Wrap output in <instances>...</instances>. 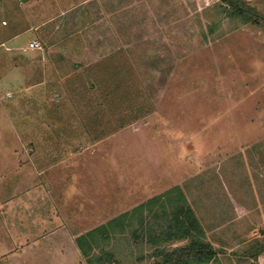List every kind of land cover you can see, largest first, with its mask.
<instances>
[{
  "label": "rangeland",
  "instance_id": "rangeland-1",
  "mask_svg": "<svg viewBox=\"0 0 264 264\" xmlns=\"http://www.w3.org/2000/svg\"><path fill=\"white\" fill-rule=\"evenodd\" d=\"M175 189L209 264H264V21L221 0H0V242L58 228L57 259L136 211L100 264H162L190 242L166 236Z\"/></svg>",
  "mask_w": 264,
  "mask_h": 264
},
{
  "label": "trees",
  "instance_id": "trees-1",
  "mask_svg": "<svg viewBox=\"0 0 264 264\" xmlns=\"http://www.w3.org/2000/svg\"><path fill=\"white\" fill-rule=\"evenodd\" d=\"M221 2L222 5L225 6L226 11L232 17H239L256 25L264 21V17H260L261 15L256 9L251 7V2L249 1L221 0ZM175 190L177 191L176 193L179 201H174L176 204L173 207L174 211L171 214L166 236L169 240H190V242L185 248L164 254V261L162 264H188L189 262L211 263L216 259L217 252L210 244L201 241L200 237H204V230L199 220L193 210L188 206V202L181 190ZM171 194L175 193L171 191L161 195L145 206L150 207L151 204H155ZM169 201H172V199H168V202ZM143 207H139L137 211L144 210ZM135 212L136 211L116 217L106 224L89 231L87 234L76 240L77 246L88 264H94L92 263L93 260H95L94 262L96 263L98 262V264L101 263L102 257L96 255L97 243L99 241L108 240L117 228L124 231ZM91 255L93 258H91Z\"/></svg>",
  "mask_w": 264,
  "mask_h": 264
},
{
  "label": "crops",
  "instance_id": "crops-1",
  "mask_svg": "<svg viewBox=\"0 0 264 264\" xmlns=\"http://www.w3.org/2000/svg\"><path fill=\"white\" fill-rule=\"evenodd\" d=\"M246 1H254V0H246ZM38 226V225H37ZM4 233H6L5 242H0V263L5 264H78V258H80V251L75 242L71 241L72 247L71 250H64L63 247L60 246V254L59 258H54V254L46 253L45 246H48L47 249H51L53 244H56V237L51 238V235L58 230V228H51L50 234H45V236H41V238H37L34 242L30 243L29 245L24 246L19 242V244H15L13 239L10 237V232L8 228H1ZM21 230V229H20ZM20 234H25L24 231H18ZM46 233V232H45ZM51 238V239H50ZM39 239V240H37ZM48 242H44L49 240ZM29 241V240H28ZM43 241V242H41ZM8 242V243H7ZM188 245V244H187ZM185 245V248L187 247ZM178 248V249H181ZM176 249V250H178ZM175 251V250H174ZM168 252V253H172ZM166 254V253H165ZM71 259V262L69 261ZM196 264H209V263H199L194 262ZM188 264H191L189 262Z\"/></svg>",
  "mask_w": 264,
  "mask_h": 264
},
{
  "label": "built area",
  "instance_id": "built-area-1",
  "mask_svg": "<svg viewBox=\"0 0 264 264\" xmlns=\"http://www.w3.org/2000/svg\"><path fill=\"white\" fill-rule=\"evenodd\" d=\"M35 48H39V43L37 41H32L30 43L29 49H35Z\"/></svg>",
  "mask_w": 264,
  "mask_h": 264
}]
</instances>
